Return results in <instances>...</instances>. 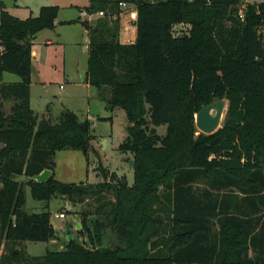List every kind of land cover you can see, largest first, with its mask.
Masks as SVG:
<instances>
[{
    "label": "trees",
    "instance_id": "trees-1",
    "mask_svg": "<svg viewBox=\"0 0 264 264\" xmlns=\"http://www.w3.org/2000/svg\"><path fill=\"white\" fill-rule=\"evenodd\" d=\"M122 2L138 11L133 43L120 41ZM242 5L90 0L80 8L105 14L80 20L89 37L86 81L103 95L108 91L107 105L127 114L119 150L133 154L129 184L101 162L97 183L54 177L58 150L80 149L88 159L94 151L89 119L65 109L53 122L31 107L33 41L56 26L60 8L45 5L22 19L1 3L0 242L55 238L49 211L24 210L25 184L15 178L24 175L35 199L96 202L81 211L78 231L87 242L72 238L29 264H264V2L247 3L240 13ZM178 24L189 28L176 34ZM4 72L20 80L5 82ZM215 98L229 100L228 114L221 128L206 134L195 115ZM10 99L7 114L4 101ZM159 125L167 126L165 135ZM44 169L53 171L46 181L33 179ZM204 179L209 188L196 192ZM233 188L243 195L236 205ZM214 218L219 229L212 238ZM20 255L13 248L1 264H21L12 262Z\"/></svg>",
    "mask_w": 264,
    "mask_h": 264
},
{
    "label": "rangeland",
    "instance_id": "rangeland-1",
    "mask_svg": "<svg viewBox=\"0 0 264 264\" xmlns=\"http://www.w3.org/2000/svg\"><path fill=\"white\" fill-rule=\"evenodd\" d=\"M260 2H264V0H243L240 13H243L244 5L247 3ZM1 3L8 11L22 19L37 16L40 8L45 5H57L60 8L59 20L56 22L57 28L54 31L38 35L33 44L35 53L32 54L31 60V107L40 117L45 116L53 122L59 120L61 112L65 109L74 111L80 120L89 117L94 151L89 154L88 159L80 149L58 150L54 157V177L68 183H97L103 180L97 169L101 162L119 176H125L129 184H132L134 177L133 154L119 150V145L127 136L129 125L127 114L122 108L112 109L107 105L103 96L108 95V91L103 95L98 87L91 85L88 81H83L81 77V70L88 68L89 50L87 45L89 37L80 22L81 19L76 17L81 15L82 19H89L88 14L80 13V8L88 6L90 0H0ZM15 3L20 4L19 9L15 7ZM131 10L138 12L135 5L131 3L122 7L120 34L127 18L129 23H131V19H136V17H132ZM104 16L95 12L90 21L95 22L99 17ZM188 28V25L178 24L174 30L176 34H181ZM261 31L264 38V29L262 28ZM47 38L52 39L51 44L46 43ZM122 40L126 39L123 37ZM3 80L19 81L20 77L14 73L6 72ZM61 84L64 85V88H60ZM13 104L14 100L12 99L4 101V109L7 114L11 113ZM228 109L229 100L226 99L224 116L219 128L226 121ZM157 131L159 134L165 135L167 126L159 125ZM15 178L25 184L27 198L24 210L27 212L49 211L55 238L48 241L25 240L19 243L7 242L2 238L0 264L5 260L4 256H8L13 248H17L21 255L12 262L29 264L33 257H43L48 251L63 249L72 238L83 242L88 241L87 236L80 234L78 230L82 229L81 211L93 210L96 207L93 198L85 200L80 205L73 204L68 198L61 195H56L49 201L35 199L26 184L28 178L24 175ZM206 188H209L206 179L194 185V190L199 193ZM213 192L218 194L216 190ZM229 196H231L233 205H236L243 195L239 189L233 188L229 190ZM61 211L66 214L64 218L56 216V213ZM88 224L91 226V218L88 219ZM218 229L219 223L217 218H214L212 238L217 235ZM251 253L254 254V251L251 250Z\"/></svg>",
    "mask_w": 264,
    "mask_h": 264
},
{
    "label": "water",
    "instance_id": "water-1",
    "mask_svg": "<svg viewBox=\"0 0 264 264\" xmlns=\"http://www.w3.org/2000/svg\"><path fill=\"white\" fill-rule=\"evenodd\" d=\"M81 77L82 80L85 81L87 77V72L82 70ZM225 107H226L225 98H215L211 103L204 105L196 113L197 128L201 132H204L206 134H211L217 131L224 116ZM52 173H53L52 170L44 169L39 174L34 175L33 179L37 180L38 182H44L52 175ZM70 238H72V236H70Z\"/></svg>",
    "mask_w": 264,
    "mask_h": 264
},
{
    "label": "crops",
    "instance_id": "crops-1",
    "mask_svg": "<svg viewBox=\"0 0 264 264\" xmlns=\"http://www.w3.org/2000/svg\"><path fill=\"white\" fill-rule=\"evenodd\" d=\"M19 1V0H18ZM15 7L17 8V9H19L20 8V4H17V3H15ZM12 15H14V16H16L14 13H12L11 11H9ZM84 12V11H83ZM83 12H80L81 14H83V15H85V13H83ZM137 14H138V12H137ZM59 15H60V10H59V13H58V17H57V20H59ZM81 16V15H80ZM80 16H77L76 18H80L81 20H83ZM18 17V16H17ZM20 18V17H19ZM57 20H56V22H57ZM136 20H137V18L135 19V18H133V19H131L130 21H131V23H129V20H128V18H127V21L125 20V23H124V27H122V31H121V34H120V40H121V42H123V43H133V42H135L136 41V38H137V26H136ZM84 27V26H83ZM57 28V24H56V26L53 28V29H44V30H42V31H40L37 35H36V37H35V39L37 38V36L38 35H41V34H43V33H48V32H50V31H54L55 29ZM86 32H87V30H86ZM88 34V33H87ZM125 38L126 40H122V38ZM35 39H34V41H35ZM34 41H33V44H34ZM46 43L47 44H51L52 43V39H50V38H47V41H46ZM33 53H35V50L32 52V54ZM88 69V68H87ZM82 71V70H81ZM83 71H86L87 72V70H83ZM5 73L6 72H4L3 73V79H4V76H5ZM86 79H87V77H86ZM4 81V80H3ZM86 81V80H85ZM5 82H17V80H7V81H5ZM62 86V87H61ZM60 88H64V85L63 84H61L60 85ZM30 96H31V99H30V101H31V103H32V94H31V87H30ZM48 106V105H47ZM44 113V112H43ZM42 115H45V114H42ZM86 119H89L90 120V118L89 117H87ZM66 216V215H65Z\"/></svg>",
    "mask_w": 264,
    "mask_h": 264
},
{
    "label": "built area",
    "instance_id": "built-area-1",
    "mask_svg": "<svg viewBox=\"0 0 264 264\" xmlns=\"http://www.w3.org/2000/svg\"><path fill=\"white\" fill-rule=\"evenodd\" d=\"M127 5V3L126 2H122L121 3V8L123 7V6H126ZM83 13H85V15L86 14H88L89 15V19L88 20H91V18L93 17V15H94V13H88V12H86V11H84ZM98 14L99 15H105L104 14V12H102V11H100V12H98ZM131 15H132V17H136L137 18V12L135 11V10H131ZM62 87V86H61ZM65 212L64 211H61V212H57L56 213V216L57 217H59V218H64L65 217Z\"/></svg>",
    "mask_w": 264,
    "mask_h": 264
}]
</instances>
